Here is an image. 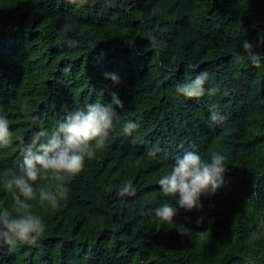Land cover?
<instances>
[{
    "label": "trees",
    "instance_id": "1",
    "mask_svg": "<svg viewBox=\"0 0 264 264\" xmlns=\"http://www.w3.org/2000/svg\"><path fill=\"white\" fill-rule=\"evenodd\" d=\"M260 33L264 0H0V109L13 139L0 150V185L41 128L112 92L124 105L107 146L66 179L59 207L30 201L44 233L0 248V264H264V65L234 59ZM201 72L216 94H177ZM213 108L223 123L209 119ZM129 119L132 136L122 132ZM187 150L225 155L224 184L200 210L160 220L152 210L169 198L157 181ZM128 182L135 194L117 196ZM11 204L0 186V207Z\"/></svg>",
    "mask_w": 264,
    "mask_h": 264
},
{
    "label": "clouds",
    "instance_id": "2",
    "mask_svg": "<svg viewBox=\"0 0 264 264\" xmlns=\"http://www.w3.org/2000/svg\"><path fill=\"white\" fill-rule=\"evenodd\" d=\"M74 2L83 6L87 0ZM105 3L111 5L113 0H105ZM79 43L72 40L69 46L76 47ZM258 48H264V33H260L256 44L247 39L241 41L234 59L237 63L250 62L258 68L264 65V54L258 52ZM104 76L113 85L120 83L119 76L114 72H106ZM208 76L207 72H201L194 79L177 84V94L189 99L202 97L206 92L216 94L218 88H205ZM123 106L119 95L112 92L110 102L90 103L71 110L56 121L51 130L41 128L21 144L18 168L9 170L10 174L0 185L12 197L11 207H0V248L7 245L11 250L17 242L35 243L38 240L46 225L39 215L31 211L33 204L30 201L38 200L42 206L59 207L69 192L66 179L81 172L86 160H91L97 151L107 146L117 119L116 108ZM209 119L220 124L226 116L218 108H213ZM138 128L135 120L129 119L122 124V132L128 136L136 133ZM12 143L9 119L0 109V150L9 148ZM158 151L159 148L154 146L147 155L155 157ZM226 159L219 152H213L208 159L196 150L178 154L170 170L165 171L157 181L161 193L169 199L152 210L155 217L173 221L181 209L200 210L201 197L214 195L223 186ZM41 179L49 180L50 184L35 183ZM135 192L136 188L128 182L118 187L116 195L123 197ZM246 264L253 262L249 260Z\"/></svg>",
    "mask_w": 264,
    "mask_h": 264
}]
</instances>
